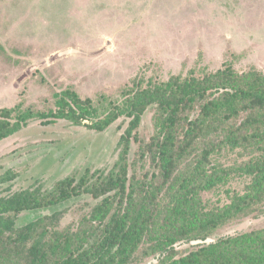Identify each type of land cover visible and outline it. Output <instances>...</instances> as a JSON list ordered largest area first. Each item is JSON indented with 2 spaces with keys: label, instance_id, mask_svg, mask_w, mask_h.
Wrapping results in <instances>:
<instances>
[{
  "label": "trees",
  "instance_id": "16d2710c",
  "mask_svg": "<svg viewBox=\"0 0 264 264\" xmlns=\"http://www.w3.org/2000/svg\"><path fill=\"white\" fill-rule=\"evenodd\" d=\"M121 96L96 107L71 90L54 94L55 108L46 116L86 119L98 130L126 118L119 156L114 169L93 182L86 172L75 184L66 178L47 192H0V264H134L142 245L145 256L156 257L154 264H264V227L236 230L186 251L176 247L263 216L264 73L253 66L238 72L223 63L212 72L171 75L159 83L136 79ZM148 106L154 108V132L142 140L136 130ZM35 116L20 105L0 108V141ZM132 140L138 156L153 165L143 177L128 162ZM225 149L240 151L244 159L222 165L213 157ZM14 175L2 173L0 185ZM237 176L249 179L242 193L221 206L205 205L203 193ZM81 192L98 201L76 229L59 227V210L15 228L20 213L56 206Z\"/></svg>",
  "mask_w": 264,
  "mask_h": 264
},
{
  "label": "rangeland",
  "instance_id": "374dc122",
  "mask_svg": "<svg viewBox=\"0 0 264 264\" xmlns=\"http://www.w3.org/2000/svg\"><path fill=\"white\" fill-rule=\"evenodd\" d=\"M223 63L264 73V0H0V108L20 105L37 113L0 141V175L16 174L0 192H47L66 178L75 184L87 172L93 182L114 169L127 119L98 130L86 119L46 116L55 108V93L71 90L96 107L108 106L136 79L159 83L171 75L212 72ZM153 115L148 106L136 130L139 139L153 134ZM137 148L132 140L128 162L143 177L153 165ZM240 153L225 149L213 158L232 165L244 159ZM248 181L237 176L203 193L205 205L229 203ZM97 201L76 193L56 206L20 213L15 228L59 210V227L76 229ZM260 211L263 216L226 224L207 238L263 228L264 205ZM176 245L186 251L196 244ZM144 246L134 264L156 263L154 255L142 253Z\"/></svg>",
  "mask_w": 264,
  "mask_h": 264
},
{
  "label": "water",
  "instance_id": "95a60500",
  "mask_svg": "<svg viewBox=\"0 0 264 264\" xmlns=\"http://www.w3.org/2000/svg\"><path fill=\"white\" fill-rule=\"evenodd\" d=\"M212 240L210 238H206L205 240H200V239H197V240H192L191 243L192 244H198V243H210Z\"/></svg>",
  "mask_w": 264,
  "mask_h": 264
}]
</instances>
